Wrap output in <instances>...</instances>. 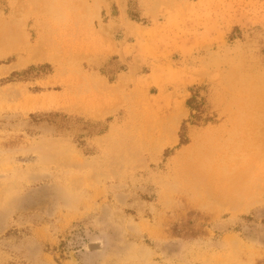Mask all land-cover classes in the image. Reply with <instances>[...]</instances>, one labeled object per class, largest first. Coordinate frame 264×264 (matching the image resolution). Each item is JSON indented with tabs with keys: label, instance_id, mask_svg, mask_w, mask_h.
Returning <instances> with one entry per match:
<instances>
[{
	"label": "rangeland",
	"instance_id": "1",
	"mask_svg": "<svg viewBox=\"0 0 264 264\" xmlns=\"http://www.w3.org/2000/svg\"><path fill=\"white\" fill-rule=\"evenodd\" d=\"M29 68L0 264H264V0H0V79Z\"/></svg>",
	"mask_w": 264,
	"mask_h": 264
},
{
	"label": "trees",
	"instance_id": "2",
	"mask_svg": "<svg viewBox=\"0 0 264 264\" xmlns=\"http://www.w3.org/2000/svg\"><path fill=\"white\" fill-rule=\"evenodd\" d=\"M32 68V67H31ZM32 69H27V70H24L22 72H12L11 75L9 77H6V78H3V79H0V84H5V83H9V82H12V81H15L17 80V77H21L23 75H27L28 73L31 72ZM196 96H197V93H194L193 96H191L189 99H187L186 101V105L187 107L193 111V109H195L196 111L199 110V107H200V104L197 102V99H196ZM190 117L193 118L195 117L196 121H199L201 118H198V116H193V113L190 114ZM203 121V120H202ZM187 121L186 120H183L182 123H181V131L185 129V123ZM193 124V122H191ZM190 142V139L188 137H183L182 133L179 135V141H178V145L179 147L181 146H185L187 145L188 143Z\"/></svg>",
	"mask_w": 264,
	"mask_h": 264
},
{
	"label": "bare ground",
	"instance_id": "3",
	"mask_svg": "<svg viewBox=\"0 0 264 264\" xmlns=\"http://www.w3.org/2000/svg\"><path fill=\"white\" fill-rule=\"evenodd\" d=\"M31 6H32V5H31ZM7 27H8V26H7ZM7 27H6V28H7ZM2 30H5V29L2 28V29H1V32H2ZM8 30H9V29H8ZM6 31H7V29L5 30V33H6ZM11 31H12V30H11ZM11 31H10V32H11ZM8 33H9V32H8ZM261 116H262V115H261ZM198 146H199V144H197V142H196V140H195L194 143H193V147L195 148V147H198ZM214 148H215V147H214ZM203 153H204V152H203ZM206 154H207V153H206ZM212 155H213V154H212ZM207 158H208V157H207ZM208 164H209V163H208ZM197 166H198V165H197ZM201 166H202V164H201ZM201 166H199V167H201ZM199 167H198V168H199ZM208 167H209V166H208ZM206 168H207V167H206ZM196 169H197V168H196ZM240 174H241V173H240ZM236 177H237V176H236ZM239 177H241V176H239ZM237 178H238V177H237ZM238 179H239V178H238ZM240 181H241V180H240ZM245 181H246V180H245ZM234 184H235V183H234ZM224 185H225V184H224ZM231 185H232V184H231ZM229 186H230V185H229ZM240 186H241V185H237L236 187H238V188H237L238 190H235V188H234V189L231 190L230 192L233 193V194L238 193V194L241 195V192H240V191H241V189H242L241 187H243V186H241V187H240ZM225 187H226V185H225ZM227 187H228V186H227ZM232 187H234V186H232ZM228 188H229V187H228ZM244 188H245V187H244ZM227 190H228V189H227ZM230 192H229V193H230ZM229 193H228V194H229ZM238 194H237V195H238ZM231 195H232V194H231ZM227 196H228V195H227ZM238 196H239V195H238ZM225 197H226V196H225ZM241 197H242V196H241ZM228 198H230V197H228ZM239 198H240V197H239ZM227 200H228V199H227ZM229 200H230V199H229ZM232 200H233V199H232ZM231 202H232V201H231ZM231 202H230V203H231Z\"/></svg>",
	"mask_w": 264,
	"mask_h": 264
},
{
	"label": "crops",
	"instance_id": "4",
	"mask_svg": "<svg viewBox=\"0 0 264 264\" xmlns=\"http://www.w3.org/2000/svg\"><path fill=\"white\" fill-rule=\"evenodd\" d=\"M191 148L192 152H191V159L193 160V141H190L187 145L183 146V148Z\"/></svg>",
	"mask_w": 264,
	"mask_h": 264
}]
</instances>
